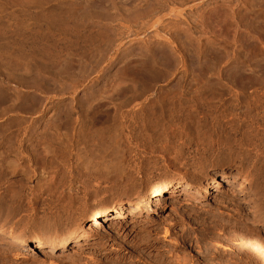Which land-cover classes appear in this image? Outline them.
Segmentation results:
<instances>
[{
  "label": "rangeland",
  "instance_id": "rangeland-1",
  "mask_svg": "<svg viewBox=\"0 0 264 264\" xmlns=\"http://www.w3.org/2000/svg\"><path fill=\"white\" fill-rule=\"evenodd\" d=\"M161 2L0 0V223L13 228L17 239L54 240L87 226L82 220L92 211L123 203L155 182L216 184L227 177L233 186L212 189L207 201L188 190L153 196L148 206L101 223L92 237L67 250L0 247V264H260L238 238L264 244V50L252 39L256 30L264 33V0L205 4L204 12L216 17L196 18L188 26L192 34L184 17L170 16L160 29L164 39L144 31L141 41L128 44ZM102 25L114 32L113 41ZM129 30L130 36L140 34L121 42ZM129 45L141 50H124ZM32 54L49 65L42 67L43 86L62 90L55 105L42 111L41 131L18 150L28 119L18 109L19 85L34 75ZM149 64L159 69V78H149ZM92 78L93 91L84 95ZM122 82L127 90L119 96ZM134 83L143 87L136 103L129 99ZM146 84L152 89L145 94ZM114 130L125 147L121 176L99 168L100 153L86 152L101 140L110 143ZM79 154L92 156L85 168ZM10 158L31 172L43 167L44 177L27 182L10 172ZM73 177L78 187L68 191ZM159 203L165 205L157 209Z\"/></svg>",
  "mask_w": 264,
  "mask_h": 264
},
{
  "label": "bare ground",
  "instance_id": "bare-ground-1",
  "mask_svg": "<svg viewBox=\"0 0 264 264\" xmlns=\"http://www.w3.org/2000/svg\"><path fill=\"white\" fill-rule=\"evenodd\" d=\"M219 1L221 0H162L161 3H163L160 7H157L155 8L151 14V20L149 21H146V22H142L141 25L142 27H144L143 29L144 30H141L142 28L140 27V31H141V35L139 36H133L132 38H128L129 41L127 42V36H130V31L129 30V33H127L128 35H126L125 37V34H124V38L121 39V42L123 40H125V38L127 39L126 42L129 44V42L133 45V43L137 40L139 41L140 40V37H144L146 36L144 33V31H148L150 34V37H157V38H162L164 39L165 37V34L161 31H163V29H166V23H165V19L164 18H168L170 16H174V17H184V19H186L188 25L187 27L185 28V30H189L190 27L189 24H191V27H192V22L196 19V18H200L201 20H205L204 18H212V17H216V14L214 13H205L204 10H205V4L208 5L209 3H219ZM235 3H242V0H234ZM185 3H192V4H189L188 5V8H185ZM245 3V2H244ZM183 5L185 7H183ZM188 9V10H186ZM197 12H200V13H197ZM196 14H198L196 16ZM233 16L236 15V11L235 9L232 10V14ZM218 18V17H217ZM221 18V17H220ZM248 18V17H247ZM106 19V18H105ZM104 19V20H105ZM109 19L111 20V18L108 17V21ZM113 20V18H112ZM114 20H117V19H114ZM144 21V20H143ZM241 21V20H240ZM117 22V21H116ZM120 22V21H119ZM102 23V22H101ZM104 23V22H103ZM121 23V22H120ZM204 23V22H203ZM247 23V22H246ZM249 23V22H248ZM101 25V24H100ZM123 26H126V25H123ZM129 26V25H128ZM127 26V27H128ZM201 26V25H200ZM99 27V25H98ZM126 28V27H125ZM132 28V27H131ZM163 28V29H162ZM249 28V27H248ZM102 29L106 32H108V36L107 37H111L112 41H113V38L111 36V34H113L114 32L111 30V28H108V25H102ZM130 29V28H129ZM137 29V28H136ZM160 29H162L160 31ZM191 29V28H190ZM247 29V28H246ZM138 30V29H137ZM256 30V29H255ZM255 30H252V32H254ZM103 31V32H104ZM166 31V30H165ZM164 31V32H165ZM250 31V30H249ZM262 31V30H261ZM128 32V30L126 31ZM167 32V31H166ZM247 32V31H246ZM255 33H252V34H255L253 35L255 38H252L254 39V43L256 42L255 46L257 44V42H259L261 44V46L259 45V48H263L264 50V35H262L263 32H259V31H255ZM138 34H140V32L137 31ZM136 33V34H137ZM146 33V32H145ZM188 33V32H187ZM189 33L190 30H189ZM245 33V32H244ZM105 34V33H103ZM121 34V33H120ZM132 34H135L134 33H131V36ZM135 34V35H136ZM168 34V33H167ZM166 34V37L167 39H170L168 40V44L169 46L171 47V49L173 50H177L178 49V46L175 44L174 40L170 38V36H167ZM192 34V33H191ZM241 34V33H240ZM264 34V33H263ZM190 35V34H189ZM115 36V34H114ZM113 36V37H114ZM130 36V37H131ZM252 36V37H253ZM107 39V41L109 40L110 42H112L110 39ZM249 37V36H248ZM251 37V36H250ZM104 38H105V35H104ZM105 39V41H106ZM119 39V40H120ZM251 39V40H252ZM144 40V39H143ZM263 40V41H262ZM141 41V40H140ZM167 41V40H166ZM253 41V40H252ZM125 42V41H123ZM8 43V42H7ZM109 43V42H106V44ZM143 43V42H141ZM118 44V43H117ZM115 44V45H117ZM127 44V45H128ZM249 44V43H248ZM250 44L252 46V48H254L252 42L250 41ZM249 44V45H250ZM11 45V44H10ZM111 45V44H110ZM121 45H124L123 43L120 44L119 46ZM12 46V45H11ZM118 46V45H117ZM115 46V47H117ZM256 46V47H257ZM126 47V46H125ZM124 47V48H125ZM255 47V48H256ZM17 48V47H16ZM21 48V47H20ZM122 48V47H121ZM121 48H118L121 49ZM161 48V47H159ZM260 48V49H261ZM117 49V48H115ZM134 49L136 50H141V46H135V47H130L129 45V48H125L124 50L126 51H134ZM169 49V48H168ZM168 49L167 47L164 48L162 47V50L164 53H166V51L168 52ZM117 50V51H118ZM123 50V49H122ZM123 51H119V54L120 53H125ZM170 50V49H169ZM179 50V49H178ZM177 50V51H178ZM20 51V49H19ZM161 51V49H160ZM27 52V51H26ZM44 52V51H43ZM139 52V51H138ZM137 52V53H138ZM11 53V52H10ZM33 53V52H32ZM38 53V52H36ZM35 53V54H36ZM40 53V52H39ZM14 54V53H13ZM25 54V53H24ZM31 54V53H30ZM146 54V53H145ZM153 54V53H152ZM34 57H33V56ZM32 58L34 59L36 57V55L32 54ZM41 55V54H40ZM44 55V54H43ZM22 56V55H21ZM30 56V57H31ZM121 56V55H120ZM9 57V56H8ZM26 57V56H25ZM39 57V56H37ZM36 57V60H33L31 65L33 66V72H34V75H30L29 77L25 78V79H22L20 81V85L21 88H23V93L21 94V97L23 99V104L21 103V105L18 107V109H20L22 112H24V115L26 114L28 116V119L25 121V125H24V129L21 131L22 132V135L20 136V139H18L16 141V143H18V150L19 149H26L27 147H25V143L26 142H30V141H33V138L35 137V135L38 134V131H41V130H38L39 129V124L41 123V113L43 110H45L46 108H51L55 105L56 102L55 101V96L57 95V92L60 90L58 89V91L56 93H53L51 92L50 89L48 88H45L42 84V81L44 80L43 77V71H42V67H44L46 64H44V66H41V62H39V58ZM45 57V56H44ZM27 58V57H26ZM41 57V60H44L45 59ZM12 59V58H11ZM32 60V59H31ZM38 60V61H37ZM147 60V59H146ZM149 60V59H148ZM27 61V60H26ZM43 61V62H44ZM98 61H101V60H98ZM111 61V60H109ZM17 62V61H16ZM31 62V61H30ZM23 63V62H22ZM46 63V62H45ZM28 64V63H27ZM20 65V64H19ZM52 65V64H51ZM57 65V64H56ZM24 66H26V63H24ZM47 66V65H46ZM49 66V65H48ZM47 66V67H48ZM150 66V64H149ZM148 66V71L150 70L151 74H149V72H146L149 74V78H152V76H154V78H156L155 76H157V78H159L158 76H161L160 75V72L155 69L154 67H152L153 65L150 66L149 68ZM22 67V65H21ZM61 67V66H60ZM97 67V66H96ZM25 68V67H24ZM29 68V66H28ZM31 68V67H30ZM29 68V69H30ZM57 68V67H56ZM27 69V68H26ZM25 69V70H26ZM28 69V70H29ZM32 69V68H31ZM128 69V68H127ZM24 70V71H25ZM26 70V71H28ZM30 71V70H29ZM103 71V70H102ZM162 72V71H161ZM29 73V72H28ZM32 73V72H31ZM90 73V72H88ZM87 73V74H88ZM45 74V73H44ZM86 74V75H87ZM11 75V74H10ZM26 75V74H25ZM85 75V76H86ZM139 75V74H137ZM141 76V75H140ZM89 77V76H88ZM91 77V76H90ZM89 77V78H90ZM97 77V76H96ZM143 75L141 76L142 80H143ZM83 78V77H82ZM86 78V77H85ZM140 78V77H139ZM147 78V76H146ZM78 79V78H77ZM76 79V80H77ZM87 79V78H86ZM138 79V78H137ZM46 80V78H45ZM73 80V79H72ZM139 80V79H138ZM154 81V80H153ZM151 82L152 84L155 83V82ZM14 82V80H13ZM16 82V81H15ZM46 82V81H45ZM71 82V81H70ZM94 82L96 83V79H90L89 80V84L87 86L86 84V87L83 88V93L84 95L85 94H88L93 91V86L92 84H94ZM119 82V81H118ZM124 82V81H123ZM123 82L120 84L119 88H118V91L115 90L117 88H115V92H117V95H122L123 96V93L127 90V87H124L123 85ZM140 82V81H139ZM138 82V83H139ZM76 83V82H75ZM80 83V82H78ZM83 83V82H82ZM103 83V82H102ZM117 83V82H116ZM45 84V83H44ZM71 84H74V83H71ZM85 84V83H84ZM140 84V83H139ZM142 84V83H141ZM144 84V82H143ZM150 84V85H152ZM67 85V84H66ZM123 85V86H122ZM148 84H146V89L143 90V93H145V91H148L150 89H152V86L151 88L150 87H147ZM117 86H118V83H117ZM115 86V87H117ZM138 84H131L130 86V89L129 90H132L134 92V94L131 93L132 98H129L131 101L133 102H138V100L140 101V99H142V93H140V89L142 90L143 87L139 86L138 88ZM144 86V85H143ZM155 86V85H154ZM67 87V86H66ZM74 87V86H72ZM71 87V88H72ZM76 87V86H75ZM97 87V86H96ZM141 87V88H140ZM20 88V89H21ZM129 88V87H128ZM67 89V88H66ZM192 89V88H191ZM55 89H53L54 91ZM62 90V89H61ZM60 90V91H61ZM64 90V89H63ZM70 90V89H69ZM73 90V89H71ZM96 90V89H94ZM201 90V89H200ZM67 91V90H66ZM131 91V92H132ZM153 91V90H151ZM114 92V93H115ZM154 92V91H153ZM152 92V93H153ZM59 93V92H58ZM62 93V92H61ZM147 93V92H146ZM145 93V94H146ZM20 94V93H18ZM89 94V95H90ZM185 94V93H184ZM115 95V94H114ZM113 95V96H114ZM148 95V94H147ZM88 96V95H87ZM118 96V97H119ZM117 97V96H116ZM20 98V97H19ZM83 98V97H82ZM146 98H144L145 100ZM147 100H150V99H147ZM146 100V101H147ZM127 101L129 102V100L127 99ZM156 101V100H155ZM124 102V100L122 101V103ZM126 102V101H125ZM131 102V103H133ZM151 102V101H150ZM66 103V102H65ZM140 103V102H139ZM153 103V102H152ZM121 104V103H120ZM124 104V103H123ZM123 104H121L122 106H124ZM127 104V102L125 103ZM130 104V103H129ZM128 104V105H129ZM141 104V103H140ZM147 104V103H146ZM145 104V105H146ZM155 104V103H154ZM18 105V103H17ZM107 105V104H106ZM132 105V104H131ZM136 105V104H134ZM120 106V105H119ZM121 106V107H122ZM127 106V105H126ZM138 106V105H137ZM142 106V105H141ZM63 107V106H62ZM120 107V108H121ZM118 108V109H120ZM140 108V107H139ZM117 109V107H116ZM100 110V109H99ZM114 110V109H113ZM70 111V110H69ZM116 111V110H115ZM114 111V113H115ZM118 111H116L117 113ZM64 113V111H63ZM65 114V113H64ZM69 114V113H68ZM23 115V116H24ZM63 116V115H62ZM88 117V116H87ZM56 118V117H55ZM63 118V117H62ZM65 119V118H64ZM117 119V118H116ZM83 121V120H82ZM119 121V120H118ZM61 122V121H60ZM59 122V123H60ZM64 122V121H63ZM75 122V121H74ZM159 122V121H158ZM83 123V122H82ZM81 123V124H82ZM80 124V123H79ZM57 125V124H56ZM82 126V125H81ZM144 129V128H143ZM152 129V127H151ZM157 129V128H156ZM120 131V130H119ZM119 131H115L114 130V133L111 135L110 139V143H106V142H101L100 143H97L96 145H94L93 147L89 148L88 150H86V152L90 155L92 153H97L99 155H102V160L99 161L100 162V166L99 168L101 167H105L107 168L108 171L112 172V173H120L121 170H122V166H121V161L124 159V151H125V147L123 149L122 145H121V137H120V134H119ZM153 131V130H152ZM57 133V132H56ZM19 134V133H18ZM92 134V133H91ZM162 134V133H161ZM84 136V135H83ZM88 141V140H87ZM31 147V146H30ZM29 147V148H30ZM33 149V148H32ZM31 149V150H32ZM79 150V148H78ZM23 151V150H22ZM80 151V150H79ZM85 152V153H86ZM20 153V152H19ZM77 153V152H76ZM42 154V153H41ZM39 155V154H38ZM80 156V166L81 167H86L89 162H90V158L92 156H90L89 158V155L87 156V154H79ZM93 155V154H92ZM28 156V154H27ZM45 156V155H44ZM40 157V156H39ZM111 157V158H109ZM30 158L36 160L37 155L34 153L33 155H30ZM109 158V159H107ZM49 159V157H48ZM109 160L110 163L106 164V161ZM40 161V160H39ZM38 161V162H39ZM42 161V160H41ZM33 163V162H32ZM42 163V162H41ZM39 164V163H38ZM7 167L8 169L10 170L11 173L15 174V172H20L22 174V177L28 182L30 181H33V179L35 178H42L44 177V169H39L38 170H34L31 172V170L29 168H26L24 167L23 165L19 164L18 160H16L15 158H10L7 162ZM36 168V167H35ZM95 168V167H94ZM46 171V170H45ZM120 176L122 174H119ZM75 177V175H74ZM70 178L69 180H67L66 182V188L68 189V191L70 190H73L75 188L78 187V182H77V179L76 178ZM33 178V179H32ZM50 179V178H49ZM49 182V181H48ZM52 182V181H51ZM64 183V182H63ZM240 183V182H239ZM241 184V183H240ZM219 185H225L228 189H230L233 185H232V181L229 180V178L227 177H221V178H217V183L216 184H211V183H199V184H191L189 183V181L187 180H174V181H171V180H168V181H163V182H155L153 183L150 187L148 188H144L143 190L140 191V193H138L136 196L134 197H131V198H127V200L123 203L119 202L117 204H115L114 206L112 207H108V208H104V209H96L94 211H92L90 214H88L87 216L84 217V219L82 220V222H86L88 223L87 226H84V228H81L78 230V232L74 235H65L61 238H55L54 240H45V239H42V238H35L34 240L32 241H29L27 239H17L15 238V230H13V228L7 226L6 224L4 223H0V237L3 236L4 238L0 240V247H3V248H8V247H16L17 249L19 250H28V251H36V250H46V251H52V252H55V251H59V250H67L69 249V247L71 246V244H77V245H80L81 242L88 238V237H92L93 234L95 233L98 226H100L101 223H110V222H113L115 219H122L124 216L123 214H125L126 212L127 213H130V212H137L141 209H143L144 207L148 206L152 197L155 196V197H162V198H165V196L167 194H171L172 192H175V191H178V190H182V191H190L192 193H200V197L199 198H195L197 201H207L209 200V198L211 197V193H212V189H217L219 187ZM165 204L163 203H159L156 205V208L157 209H160L164 206ZM124 220V219H123ZM240 239V242H241V245H242V248H243V251H247V252H251V253H254L257 257V259L260 260V264H264V244H262L261 242H259L257 239H255L254 237H243V238H238V240ZM33 243V244H32ZM2 250V249H1ZM6 250V249H5ZM255 257V258H256ZM191 260V259H190ZM192 261V260H191ZM187 262H190V261H187Z\"/></svg>",
  "mask_w": 264,
  "mask_h": 264
}]
</instances>
